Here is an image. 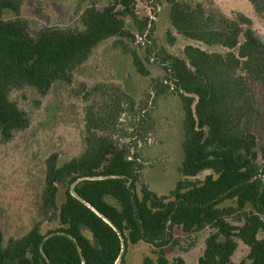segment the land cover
<instances>
[{"label": "trees", "instance_id": "1", "mask_svg": "<svg viewBox=\"0 0 264 264\" xmlns=\"http://www.w3.org/2000/svg\"><path fill=\"white\" fill-rule=\"evenodd\" d=\"M165 1L179 34L225 50L188 45L185 59L166 54L161 62L184 109V179L170 197H159L147 186L139 190V158L113 130L128 97L89 109L86 151L62 166L55 156L47 161L43 208L53 212L60 227L43 234L36 225L6 247L0 231V264H116L128 242L162 247L174 228L191 233L208 226L215 231L200 264H229L238 240L250 248L251 264H264V241L258 237L264 230V146L255 135L263 114L249 80L264 84V42L242 13L229 18L208 12L200 2ZM136 2L112 0L102 9L89 5L81 15L82 30L45 27L31 34L21 17V0H0V132L5 140L29 124L27 114L9 99L10 90L32 87L44 94L70 79L94 48L125 33V18H136ZM249 2L264 14V0ZM5 10L16 19L5 20ZM133 59L146 75L140 58L134 54ZM204 171L212 174L193 180ZM63 184L70 188L59 208L56 196ZM228 200L236 207L222 208ZM237 212L242 213L240 226L227 220ZM158 262L168 264L163 250ZM144 264L155 263L148 257ZM176 264L185 262L179 258Z\"/></svg>", "mask_w": 264, "mask_h": 264}, {"label": "rangeland", "instance_id": "2", "mask_svg": "<svg viewBox=\"0 0 264 264\" xmlns=\"http://www.w3.org/2000/svg\"><path fill=\"white\" fill-rule=\"evenodd\" d=\"M200 2L208 12H219L229 18L244 14L264 42V14L255 11L249 0H188ZM21 17L27 21L31 34L45 27L62 30H82L81 15L89 5L102 9L112 0H21ZM136 18L126 17V30L92 50L88 59L77 66L70 79L55 83L42 94L32 87L13 88L9 99L24 111L28 127L16 131L10 140L0 132V231L3 246L28 234L36 225L46 234L60 227L53 212L43 208L47 161L57 157L58 166L81 156L87 149L86 125L89 109L98 111L109 101L124 94V112L116 122L114 136L129 146L139 158L142 170L138 189L147 186L159 197H170L181 174L184 142V109L181 99L170 86V77L161 65L166 54L185 59L188 45L208 52H224L179 34L170 19V6L165 0H137ZM5 20L16 19L11 10L3 13ZM136 54L145 70L135 66ZM262 109V118L255 129L257 141L264 146V84L249 78ZM261 163L263 160L261 159ZM212 171H204L194 181H203ZM68 184L58 185L56 204L65 201ZM110 204H114L108 199ZM235 206L225 201L221 207ZM242 225V213L227 219ZM215 231L185 233L174 228L167 244L158 247L147 241L128 242L116 264H144L151 258L159 264V252L164 251L168 264L181 258L185 264H200L207 238ZM84 234L93 240L88 229ZM264 241V230L259 235ZM239 247L229 264H241L248 258L250 248L238 240Z\"/></svg>", "mask_w": 264, "mask_h": 264}]
</instances>
